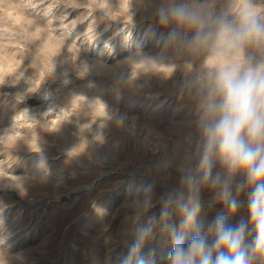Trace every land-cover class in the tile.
Listing matches in <instances>:
<instances>
[{"label":"rangeland","instance_id":"obj_1","mask_svg":"<svg viewBox=\"0 0 264 264\" xmlns=\"http://www.w3.org/2000/svg\"><path fill=\"white\" fill-rule=\"evenodd\" d=\"M158 4L0 0V264H120L181 168L198 162L205 88L180 85L210 70L215 54L170 49L172 71L153 68L144 58L167 35L153 15ZM253 4L264 20V0ZM245 54L264 58L255 46ZM148 185L153 206L137 218L133 201ZM201 199L207 223L222 206L207 189ZM241 215L246 203L229 222ZM171 222L179 225L174 212ZM147 247L166 264V231Z\"/></svg>","mask_w":264,"mask_h":264},{"label":"clouds","instance_id":"obj_2","mask_svg":"<svg viewBox=\"0 0 264 264\" xmlns=\"http://www.w3.org/2000/svg\"><path fill=\"white\" fill-rule=\"evenodd\" d=\"M207 2L159 0L153 13L167 32L156 42L160 50L144 58L153 68L172 71L170 49L177 55L210 49L215 55L210 70L180 85L205 88L198 162L181 168L179 185L162 198L159 217L153 214L138 228L120 264H155V249L147 245L157 229L170 238L166 264H254L257 255L264 256V58L245 54L249 46L264 51V20L253 0H236L230 11L219 13ZM217 162L223 171H213ZM205 189L211 203L222 206L207 223L198 219ZM245 203L247 215L230 223ZM132 206L137 218L153 206L151 185L137 189ZM173 212L178 226L171 222Z\"/></svg>","mask_w":264,"mask_h":264},{"label":"bare ground","instance_id":"obj_3","mask_svg":"<svg viewBox=\"0 0 264 264\" xmlns=\"http://www.w3.org/2000/svg\"><path fill=\"white\" fill-rule=\"evenodd\" d=\"M43 100H44V99H43ZM43 100H41V102H40L41 104H43V102H44ZM5 169H6V168H5ZM6 171H7V170H6ZM4 173H5V172H4ZM4 173H3V174H4Z\"/></svg>","mask_w":264,"mask_h":264}]
</instances>
